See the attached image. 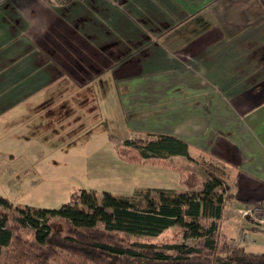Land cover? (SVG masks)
<instances>
[{
	"label": "crops",
	"instance_id": "1",
	"mask_svg": "<svg viewBox=\"0 0 264 264\" xmlns=\"http://www.w3.org/2000/svg\"><path fill=\"white\" fill-rule=\"evenodd\" d=\"M103 112L118 140L177 137L229 167L236 205L263 201L264 0H0V133L86 142Z\"/></svg>",
	"mask_w": 264,
	"mask_h": 264
},
{
	"label": "trees",
	"instance_id": "2",
	"mask_svg": "<svg viewBox=\"0 0 264 264\" xmlns=\"http://www.w3.org/2000/svg\"><path fill=\"white\" fill-rule=\"evenodd\" d=\"M114 152L125 163L174 171L183 189L99 197L78 189L55 209L16 207L0 195V264H264V253L232 246L220 231L233 196L228 166L203 153L191 157L186 142L167 134L132 133ZM171 156L193 161L206 177L174 165ZM174 225L192 242L165 247L148 240Z\"/></svg>",
	"mask_w": 264,
	"mask_h": 264
},
{
	"label": "rangeland",
	"instance_id": "3",
	"mask_svg": "<svg viewBox=\"0 0 264 264\" xmlns=\"http://www.w3.org/2000/svg\"><path fill=\"white\" fill-rule=\"evenodd\" d=\"M103 113V124L94 130L95 133L86 142L77 137L74 138L77 139L74 143H69L65 135L67 142L56 138L49 141L48 138L52 135L42 133V139L29 135L23 137V142L17 143L13 141L14 135L6 133L5 130L0 133V195L16 207L55 209L78 189L92 190L98 197L103 191L116 195L128 191L132 193L141 184L176 189L178 187L176 191L183 189L177 183V173L170 169L154 168L152 165L138 169L133 166L135 163H125L118 159L114 152L116 143L109 136L114 135L117 141L121 133L114 114L109 113L107 123V114ZM9 153L14 154L11 156ZM190 153L193 154L192 151ZM171 159L169 157L170 161ZM172 163L195 172L201 179L206 177L196 163L184 157L177 158ZM227 184V188L233 186V183ZM151 197L155 198V194L151 193ZM237 207L239 205L232 200L224 203L225 219L221 222L220 231L226 235L230 245L243 244L246 250L264 253V231L250 229L249 221L235 212ZM240 232L253 237L254 245L240 243L236 237ZM24 233L31 237L28 231L25 230ZM148 240L165 247L192 242V239L182 238L176 225ZM167 252L171 254V250Z\"/></svg>",
	"mask_w": 264,
	"mask_h": 264
},
{
	"label": "built area",
	"instance_id": "4",
	"mask_svg": "<svg viewBox=\"0 0 264 264\" xmlns=\"http://www.w3.org/2000/svg\"><path fill=\"white\" fill-rule=\"evenodd\" d=\"M58 2L64 3L69 0H57ZM235 212L243 219H247L250 223V228L255 230L264 231V201L254 202L250 205H244L235 208ZM237 239L240 243L246 245H253L255 240L244 232L237 234Z\"/></svg>",
	"mask_w": 264,
	"mask_h": 264
}]
</instances>
